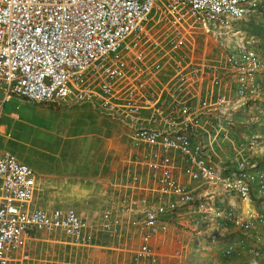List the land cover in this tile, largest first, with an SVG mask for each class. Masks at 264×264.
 <instances>
[{"label": "built area", "instance_id": "built-area-1", "mask_svg": "<svg viewBox=\"0 0 264 264\" xmlns=\"http://www.w3.org/2000/svg\"><path fill=\"white\" fill-rule=\"evenodd\" d=\"M253 18H264V0H0V135L4 106L18 97L90 104L124 126L131 144L123 196L94 221L35 206L34 168L0 150V264H42L28 249L35 232L86 246L101 232L130 238L132 227L140 243L129 264H158L153 240L177 217L196 231L212 226L213 238L228 225L248 232L251 242L223 254L264 262V233L254 232L264 214L245 217L213 196L218 188L252 206L264 195L257 159L233 147L236 162L225 165L216 159L228 154L213 147L231 148L223 124L264 96V57L243 44L213 53L198 40Z\"/></svg>", "mask_w": 264, "mask_h": 264}, {"label": "crops", "instance_id": "crops-1", "mask_svg": "<svg viewBox=\"0 0 264 264\" xmlns=\"http://www.w3.org/2000/svg\"><path fill=\"white\" fill-rule=\"evenodd\" d=\"M27 102L21 101L18 97H12L6 102L1 119L0 150L12 151L20 160L34 168L37 177L35 206L47 208L41 205V202L44 204L48 202L54 205L51 208H73L71 205L77 201L83 207V210L77 211L92 221L99 218L108 207L118 204L123 195L117 184L121 181L130 155L129 138L127 146L125 141L124 143L117 141L116 137L119 138L120 135L117 132L103 136L91 132L89 127L76 131L74 111L78 110L80 113L91 110L99 114L98 110L90 104L59 101L57 104L34 105ZM62 120L66 123L64 124ZM112 120L115 124L122 126L114 119ZM18 144L26 146V149L19 150ZM36 148L39 149L38 152L33 151ZM32 163H35L36 167ZM232 195L225 194V198L231 196L228 203L237 205V197ZM37 197L40 198L37 199ZM220 201L224 202V199ZM242 209L243 215L247 217L249 210L252 211L253 208L242 201ZM193 227L195 226L187 220L177 217L166 231L154 238L153 246L158 257V264L262 263L249 255L226 256L223 254V250L237 240L234 234L225 232L222 237L215 238L214 245L211 239L213 232L210 231L212 226L203 229L202 225L197 231L193 230ZM130 231L132 233L130 238L125 235L111 234L114 240L118 239L115 249L131 255L129 263L140 243L139 230L132 227ZM38 233L50 234L48 232L33 233L28 245L32 255L34 254L32 241L39 238ZM100 234L105 233H99L95 243L82 247H102L98 242ZM207 241L210 243L205 244V242L208 243ZM61 242L71 244L68 239ZM142 263L149 264L147 261ZM11 264L21 263L14 261Z\"/></svg>", "mask_w": 264, "mask_h": 264}, {"label": "rangeland", "instance_id": "rangeland-1", "mask_svg": "<svg viewBox=\"0 0 264 264\" xmlns=\"http://www.w3.org/2000/svg\"><path fill=\"white\" fill-rule=\"evenodd\" d=\"M213 31L209 35H200L198 37L200 49H207V51L216 53L219 50H232L238 44H243L249 48L258 50L264 57V18H253L249 22L243 20L232 21L229 26L217 28ZM262 81L264 84V76L262 77ZM51 103L57 104L58 102ZM30 104L35 105L41 103ZM74 112L76 131L89 127L88 129L91 132H95L103 136L117 132L120 133L119 138L116 137L117 141H121L123 143L125 141L128 146L127 129L123 126H119L117 123L115 124L111 117L103 115L99 111V114H96L91 110L82 111L80 113L76 110ZM231 113L232 115L228 123L223 124L229 134L231 148H228V145L226 146L225 144L226 141L224 143L223 140H218V143L215 142L213 146L219 147V150H217L218 153H227L229 158L216 160L224 162L225 165L234 164L236 162V158L234 157L236 151L233 147H235L238 148L237 152L240 156H252L257 159L260 162V166L264 168V96L260 99L248 100L237 111H233ZM62 122L64 124L66 123L65 120H62ZM69 125L70 124L68 123V126ZM88 129L86 128V131H88ZM18 145L19 150L24 151L26 149V146H23L22 144ZM220 145L222 147H220ZM33 151L38 152L39 149L36 148V150ZM32 165L36 167L35 163H32ZM217 189L214 188L215 192L217 191V194H212L214 196V203L224 207L231 205L228 203L231 196L225 198V194L228 195L229 193L225 191H218ZM232 196L237 197V205H234V208L238 213L242 214V200L235 194ZM219 197L220 200L224 199V202L220 201ZM39 198L40 197H37V199ZM253 199L254 202L251 207L255 212L264 214V195L254 196ZM41 205L46 206L47 208L54 206L50 205L48 202L45 204L41 202ZM71 206L76 210H83V207L79 205L77 201ZM247 208L248 207L246 206V209ZM250 211L251 210H249V212ZM97 219L98 218L95 220ZM241 231L242 230L228 225L224 226L220 232L222 234L225 232L226 234H234L239 242L241 240L251 242L252 239L249 233H245L243 231L242 233ZM255 231L264 233V228H256L254 232ZM37 235L39 238L32 241L34 246L32 247V252L34 253L33 255H35L36 258L42 262V264H129L130 261L131 255L129 253L117 251V249H115L118 239L114 240L111 234H100L98 242L102 245V247L99 246L96 248H84L82 246H75L61 242L68 239L64 235H56L52 233H38ZM211 239L213 241L212 243H214L215 238ZM210 241H207L208 243L205 242V244H209ZM224 242L226 241L224 240ZM254 263L257 264V262ZM260 263L258 262V264ZM261 264H264V262L262 261Z\"/></svg>", "mask_w": 264, "mask_h": 264}, {"label": "bare ground", "instance_id": "bare-ground-1", "mask_svg": "<svg viewBox=\"0 0 264 264\" xmlns=\"http://www.w3.org/2000/svg\"><path fill=\"white\" fill-rule=\"evenodd\" d=\"M252 211L249 212V214L251 213ZM248 217V216H247Z\"/></svg>", "mask_w": 264, "mask_h": 264}]
</instances>
